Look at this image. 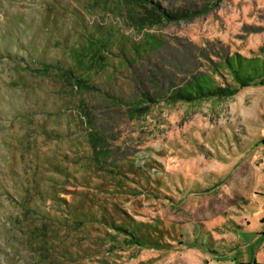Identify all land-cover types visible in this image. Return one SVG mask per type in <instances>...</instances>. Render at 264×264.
Here are the masks:
<instances>
[{
    "label": "rangeland",
    "instance_id": "374dc122",
    "mask_svg": "<svg viewBox=\"0 0 264 264\" xmlns=\"http://www.w3.org/2000/svg\"><path fill=\"white\" fill-rule=\"evenodd\" d=\"M235 55L264 0H0V264H264V84L168 100Z\"/></svg>",
    "mask_w": 264,
    "mask_h": 264
},
{
    "label": "trees",
    "instance_id": "16d2710c",
    "mask_svg": "<svg viewBox=\"0 0 264 264\" xmlns=\"http://www.w3.org/2000/svg\"><path fill=\"white\" fill-rule=\"evenodd\" d=\"M164 11H162L163 13ZM165 16L176 18L180 14H168ZM175 15V16H174ZM227 67L230 69V73L233 77V84H229L222 87H213L209 84L203 74L192 75L191 79L184 82V85L180 88H175L171 92L168 100L174 101L182 99L185 101H192L201 97L207 96H221L230 95L236 91V89L248 85L264 84V59L258 57L245 58L235 55L232 60L228 59L226 62ZM232 85L235 87L233 88Z\"/></svg>",
    "mask_w": 264,
    "mask_h": 264
}]
</instances>
